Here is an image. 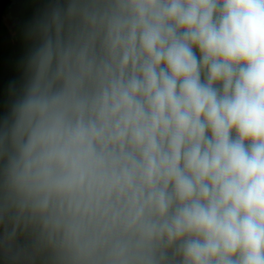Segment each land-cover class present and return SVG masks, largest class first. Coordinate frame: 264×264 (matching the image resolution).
I'll list each match as a JSON object with an SVG mask.
<instances>
[{
    "label": "clouds",
    "instance_id": "obj_1",
    "mask_svg": "<svg viewBox=\"0 0 264 264\" xmlns=\"http://www.w3.org/2000/svg\"><path fill=\"white\" fill-rule=\"evenodd\" d=\"M0 113V226L45 264H264V0H46Z\"/></svg>",
    "mask_w": 264,
    "mask_h": 264
},
{
    "label": "rangeland",
    "instance_id": "obj_2",
    "mask_svg": "<svg viewBox=\"0 0 264 264\" xmlns=\"http://www.w3.org/2000/svg\"><path fill=\"white\" fill-rule=\"evenodd\" d=\"M45 2L46 0H0V21L8 31L14 46L9 72L0 81V113L6 110L10 99L9 83L18 80L21 75L20 60L30 45L26 37L27 29L33 16L42 9ZM0 231L4 232L3 226H0ZM15 240L26 242L25 247L33 256L44 262L43 255L39 251L38 239L34 234L21 232Z\"/></svg>",
    "mask_w": 264,
    "mask_h": 264
},
{
    "label": "water",
    "instance_id": "obj_3",
    "mask_svg": "<svg viewBox=\"0 0 264 264\" xmlns=\"http://www.w3.org/2000/svg\"><path fill=\"white\" fill-rule=\"evenodd\" d=\"M13 247L6 246L4 232L0 231V256L13 264H45L35 258L33 254L19 241H11Z\"/></svg>",
    "mask_w": 264,
    "mask_h": 264
},
{
    "label": "trees",
    "instance_id": "obj_4",
    "mask_svg": "<svg viewBox=\"0 0 264 264\" xmlns=\"http://www.w3.org/2000/svg\"><path fill=\"white\" fill-rule=\"evenodd\" d=\"M13 51H14V46L9 36V33L2 24V22L0 21V81L2 80L3 77H5L6 73L9 72V67L10 64L12 63L11 61L13 57ZM22 244L26 246L25 245L26 242ZM0 264H13V263L0 256Z\"/></svg>",
    "mask_w": 264,
    "mask_h": 264
}]
</instances>
